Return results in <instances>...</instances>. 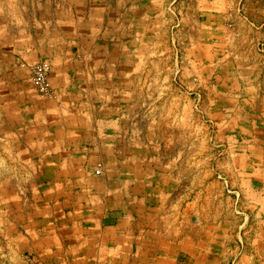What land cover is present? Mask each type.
I'll list each match as a JSON object with an SVG mask.
<instances>
[{"label":"rangeland","instance_id":"rangeland-1","mask_svg":"<svg viewBox=\"0 0 264 264\" xmlns=\"http://www.w3.org/2000/svg\"><path fill=\"white\" fill-rule=\"evenodd\" d=\"M212 1L163 0L154 42L138 45L132 77L106 93L121 119L69 172L108 211L135 214L137 245L154 258L137 264H264V54L240 0H215L218 13ZM49 76L48 63L31 67L42 100L54 96ZM19 126L0 119V264H14L7 239L25 222L6 200L31 190L10 136Z\"/></svg>","mask_w":264,"mask_h":264},{"label":"crops","instance_id":"crops-1","mask_svg":"<svg viewBox=\"0 0 264 264\" xmlns=\"http://www.w3.org/2000/svg\"><path fill=\"white\" fill-rule=\"evenodd\" d=\"M155 1L161 15L154 14ZM162 3L0 0V119L21 120L10 136L17 141V171L30 174L24 187L31 189L6 200H15L16 219L25 220L7 239L14 264H137L148 258L137 245L143 237L135 214L108 211L106 197L90 196L93 186L69 180V172L103 148L107 126L121 119L113 117L106 93L132 77L138 45L154 42L148 31L162 18ZM216 3L210 2V12H219ZM238 7L240 23L255 30L264 54V0H240ZM39 62L50 66L49 100L40 99L31 82V67ZM71 187L81 190L69 194Z\"/></svg>","mask_w":264,"mask_h":264}]
</instances>
